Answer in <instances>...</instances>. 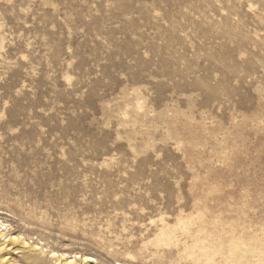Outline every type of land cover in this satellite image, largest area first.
Here are the masks:
<instances>
[{
  "label": "rangeland",
  "instance_id": "obj_1",
  "mask_svg": "<svg viewBox=\"0 0 264 264\" xmlns=\"http://www.w3.org/2000/svg\"><path fill=\"white\" fill-rule=\"evenodd\" d=\"M69 262L264 264V0H0V264Z\"/></svg>",
  "mask_w": 264,
  "mask_h": 264
},
{
  "label": "bare ground",
  "instance_id": "obj_2",
  "mask_svg": "<svg viewBox=\"0 0 264 264\" xmlns=\"http://www.w3.org/2000/svg\"><path fill=\"white\" fill-rule=\"evenodd\" d=\"M20 243V240L19 239H10L9 240V245H16V244H19ZM67 264H74V263H67Z\"/></svg>",
  "mask_w": 264,
  "mask_h": 264
}]
</instances>
